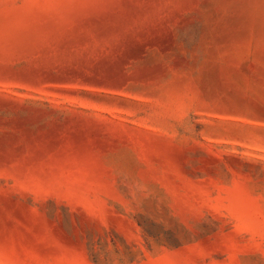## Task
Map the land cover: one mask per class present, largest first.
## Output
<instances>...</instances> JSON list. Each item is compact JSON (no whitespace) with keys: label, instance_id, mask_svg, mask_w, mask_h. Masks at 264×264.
<instances>
[{"label":"rangeland","instance_id":"obj_1","mask_svg":"<svg viewBox=\"0 0 264 264\" xmlns=\"http://www.w3.org/2000/svg\"><path fill=\"white\" fill-rule=\"evenodd\" d=\"M0 264H264V0H0Z\"/></svg>","mask_w":264,"mask_h":264}]
</instances>
